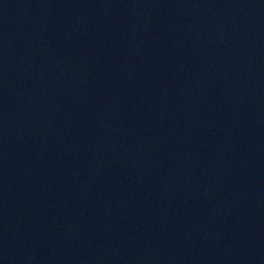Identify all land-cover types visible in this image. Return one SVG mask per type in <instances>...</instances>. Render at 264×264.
<instances>
[{
  "label": "water",
  "instance_id": "obj_1",
  "mask_svg": "<svg viewBox=\"0 0 264 264\" xmlns=\"http://www.w3.org/2000/svg\"><path fill=\"white\" fill-rule=\"evenodd\" d=\"M0 264H264V0H0Z\"/></svg>",
  "mask_w": 264,
  "mask_h": 264
}]
</instances>
